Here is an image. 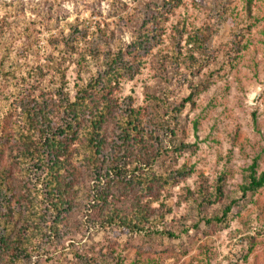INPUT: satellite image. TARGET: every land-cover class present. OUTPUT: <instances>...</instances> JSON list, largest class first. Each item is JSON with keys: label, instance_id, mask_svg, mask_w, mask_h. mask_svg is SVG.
<instances>
[{"label": "rangeland", "instance_id": "374dc122", "mask_svg": "<svg viewBox=\"0 0 264 264\" xmlns=\"http://www.w3.org/2000/svg\"><path fill=\"white\" fill-rule=\"evenodd\" d=\"M0 27L13 43L10 57L0 52V140L15 180L7 198L21 212L0 264H264V187L241 191L255 159L264 171V0H0ZM77 29L105 44L82 66L62 46ZM31 31L27 48L17 35ZM119 50L126 57L115 64ZM117 65L134 76L114 80ZM77 93L139 109L144 129L160 134L148 143L144 191L118 168L127 120L106 119L98 153L81 133L75 199L59 216L49 162L26 160L23 134L32 121L62 129ZM138 211L148 217L141 231Z\"/></svg>", "mask_w": 264, "mask_h": 264}, {"label": "trees", "instance_id": "16d2710c", "mask_svg": "<svg viewBox=\"0 0 264 264\" xmlns=\"http://www.w3.org/2000/svg\"><path fill=\"white\" fill-rule=\"evenodd\" d=\"M180 3V2H179ZM179 3L174 4L171 10L177 8ZM79 32L76 36L71 34L64 38L62 43L65 49L64 55L69 60H73L76 56L77 64L82 66L84 61L88 56L98 59L102 53V48L104 43L99 39V37H90L88 31L86 30H76ZM33 31H31L26 37L23 35H17V37L24 38V45L28 48L34 42ZM5 37V31L3 27H0V52L3 54L4 58L10 57L12 54L13 43L7 42L8 39H3ZM14 37V36H13ZM15 38V37H14ZM195 42V41H194ZM112 52V51H111ZM112 61L116 64L118 60L126 57V53L122 50L114 51L112 55ZM47 68L54 67L53 63L46 66ZM131 70V69H130ZM123 66L117 65L109 74L112 78L118 81L120 78H132L134 76L131 71ZM109 81L112 79L108 78ZM111 86V83L107 80L103 82V91L107 90ZM84 90V89H82ZM110 93V92H109ZM92 96V95H91ZM89 96L85 95L80 98L77 93L76 101L69 100L66 107L62 111V115L66 118L65 126L62 129L53 128L47 129L43 127L42 129L36 128L37 123L32 121L30 123L29 131L23 134V137L29 139L31 145H28V141L24 142L25 152H29V155L24 157L27 161L38 162L42 165V160L49 162L45 170V186L50 192L51 202L54 203L58 215H61V211L66 208L67 203L74 200V193L77 191V182L74 177V171L71 168L73 165V146L75 142L79 140L81 133L88 131L89 140L92 143V149L96 153L103 149V141H97L99 139L103 125L106 119L115 116L121 122L122 120H127L129 125L127 130L123 131L124 138L119 146V154L127 157L123 165L120 164L118 168L120 171H124L126 175L130 176V180L133 184H141L140 186L144 191H148V183H144L143 179L145 173L151 170V154L149 153V140L150 138L156 136L159 137V131L156 130H145L144 125L149 122V119L145 120L141 110L134 107H129L127 111L119 112L116 107H114L111 99L102 101L99 97V93L94 95L90 100ZM103 97V96H102ZM49 117L53 118L50 114ZM48 117V118H49ZM50 119V118H49ZM31 134L34 136L26 135ZM60 130V133L58 132ZM42 138V141H39ZM41 140V139H40ZM97 141V142H96ZM7 142L0 140V228L2 234L0 246L10 248V244L7 240L9 225H13L12 221L18 215H20V209L14 207L11 198L8 197V192L14 190V174L12 171L4 166V155L5 147ZM21 152V151H20ZM42 152V154H41ZM44 158V159H43ZM258 159H255L249 168V174L246 177L245 184L241 187L243 196L249 193H255L264 187V171L260 174L257 172ZM120 175V174H119ZM118 177H116L117 179ZM115 179V180H116ZM143 182V183H142ZM152 187H149V190ZM82 191V189H81ZM217 193L220 195L222 190L219 188ZM84 197V195H83ZM220 197H216L215 203L218 202ZM95 202H108V196L95 198ZM232 210V205H228L223 212L222 220L228 216ZM147 215L142 211H138L135 215V231H141L143 224L147 220ZM13 230V227L11 228ZM168 236H174L171 233H166Z\"/></svg>", "mask_w": 264, "mask_h": 264}]
</instances>
